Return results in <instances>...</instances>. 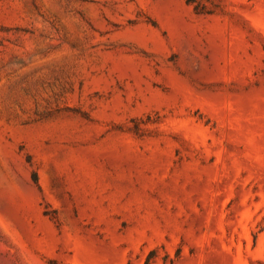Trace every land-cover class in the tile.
I'll list each match as a JSON object with an SVG mask.
<instances>
[{"label":"rangeland","instance_id":"rangeland-1","mask_svg":"<svg viewBox=\"0 0 264 264\" xmlns=\"http://www.w3.org/2000/svg\"><path fill=\"white\" fill-rule=\"evenodd\" d=\"M0 264H264V0H0Z\"/></svg>","mask_w":264,"mask_h":264},{"label":"trees","instance_id":"trees-1","mask_svg":"<svg viewBox=\"0 0 264 264\" xmlns=\"http://www.w3.org/2000/svg\"><path fill=\"white\" fill-rule=\"evenodd\" d=\"M187 2H188V3H192V2H193V0H187Z\"/></svg>","mask_w":264,"mask_h":264}]
</instances>
